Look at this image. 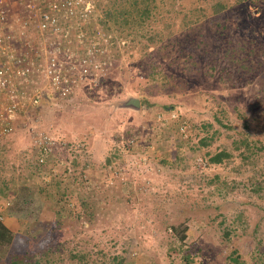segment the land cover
Segmentation results:
<instances>
[{
    "label": "rangeland",
    "instance_id": "374dc122",
    "mask_svg": "<svg viewBox=\"0 0 264 264\" xmlns=\"http://www.w3.org/2000/svg\"><path fill=\"white\" fill-rule=\"evenodd\" d=\"M98 6L115 69L0 139V264H264V0Z\"/></svg>",
    "mask_w": 264,
    "mask_h": 264
},
{
    "label": "built area",
    "instance_id": "2783aa9c",
    "mask_svg": "<svg viewBox=\"0 0 264 264\" xmlns=\"http://www.w3.org/2000/svg\"><path fill=\"white\" fill-rule=\"evenodd\" d=\"M125 43L98 0H0V139L39 121L43 102L103 81ZM66 143L36 130L28 150L45 171Z\"/></svg>",
    "mask_w": 264,
    "mask_h": 264
},
{
    "label": "trees",
    "instance_id": "16d2710c",
    "mask_svg": "<svg viewBox=\"0 0 264 264\" xmlns=\"http://www.w3.org/2000/svg\"><path fill=\"white\" fill-rule=\"evenodd\" d=\"M29 154H31L30 151ZM221 155L222 154H218V156H216L215 159H221ZM13 240H14L13 231L2 220H0V245L12 243ZM4 264H23V261L18 260L17 262L14 263H4Z\"/></svg>",
    "mask_w": 264,
    "mask_h": 264
},
{
    "label": "water",
    "instance_id": "95a60500",
    "mask_svg": "<svg viewBox=\"0 0 264 264\" xmlns=\"http://www.w3.org/2000/svg\"><path fill=\"white\" fill-rule=\"evenodd\" d=\"M132 100H133L132 102H134V105L140 106V102H139V100L137 98H134Z\"/></svg>",
    "mask_w": 264,
    "mask_h": 264
}]
</instances>
